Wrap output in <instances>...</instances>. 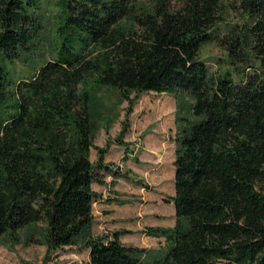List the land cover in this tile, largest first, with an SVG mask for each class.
Masks as SVG:
<instances>
[{"label":"trees","instance_id":"16d2710c","mask_svg":"<svg viewBox=\"0 0 264 264\" xmlns=\"http://www.w3.org/2000/svg\"><path fill=\"white\" fill-rule=\"evenodd\" d=\"M47 14L52 57L14 80ZM210 43L227 55L216 69L200 56ZM89 81L194 99L175 152L177 224L149 231L166 241L156 264H264V0H0V240L36 223L49 254L87 237L93 184L112 168L104 149L90 157ZM121 236L88 237L89 264H141Z\"/></svg>","mask_w":264,"mask_h":264},{"label":"rangeland","instance_id":"374dc122","mask_svg":"<svg viewBox=\"0 0 264 264\" xmlns=\"http://www.w3.org/2000/svg\"><path fill=\"white\" fill-rule=\"evenodd\" d=\"M49 14V13H48ZM45 15L42 39L36 50L11 63L14 80L30 77L52 57L55 39L52 15ZM229 22H238L235 10L227 13ZM200 56L216 69V59L226 52L215 43L204 45ZM89 110L94 125L91 160L104 149V160L112 168L103 169L102 182L93 184L94 221L78 243L49 254L44 243V224L25 226L0 240V264H89L88 237L122 233L121 240L144 250L141 264H156L165 252L164 237L149 231L172 228L177 215L175 194V152L182 129L195 119L194 99L184 91L148 92L123 96L112 86L89 81Z\"/></svg>","mask_w":264,"mask_h":264}]
</instances>
